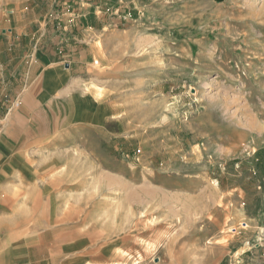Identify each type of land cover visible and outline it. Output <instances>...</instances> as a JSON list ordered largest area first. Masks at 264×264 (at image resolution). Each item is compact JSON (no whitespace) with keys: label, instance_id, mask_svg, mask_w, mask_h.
Instances as JSON below:
<instances>
[{"label":"rangeland","instance_id":"obj_1","mask_svg":"<svg viewBox=\"0 0 264 264\" xmlns=\"http://www.w3.org/2000/svg\"><path fill=\"white\" fill-rule=\"evenodd\" d=\"M55 61L67 106H25L17 74ZM16 142L47 146L42 202L0 192L3 235L40 222L19 262L264 264V0H0L1 161Z\"/></svg>","mask_w":264,"mask_h":264},{"label":"crops","instance_id":"obj_2","mask_svg":"<svg viewBox=\"0 0 264 264\" xmlns=\"http://www.w3.org/2000/svg\"><path fill=\"white\" fill-rule=\"evenodd\" d=\"M25 54L23 53V57L21 58V61H26V56H24ZM74 71V67H67V65L63 64L61 65L59 63V61H55V62H51L49 66L44 67L42 72V75L39 76H32L33 73H31V69L30 72L28 71H19L18 78L22 77L23 79V91L27 90L29 88V92L27 94L23 95V100H24V105L27 106L30 103H33L34 105L30 106V107H40L43 106V102H45V105H47V102L49 100L50 104L49 106H62L65 107L67 106L66 104L68 103V99H64V98H59V96L62 97L63 91L66 89V87L69 85V80L68 82L65 81L66 78H69V76H72V73ZM81 71V70H80ZM48 72H53L55 77L59 79H62L61 83H60V87H58V89L55 90L54 93H51L46 85V73ZM83 72V70H82ZM81 72V73H82ZM16 74V73H15ZM77 76L79 74H76ZM32 76V77H31ZM77 84V85H75ZM78 87V83H74L73 84V88L74 87ZM48 96V97H46ZM49 97H52V99H50ZM7 117V113L6 115H4ZM42 119V118H41ZM43 120V119H42ZM44 121V120H43ZM46 127V126H45ZM54 135L55 132H51ZM10 137L12 138V135L14 134H9ZM28 137L25 138H32L33 136H31V134H27ZM53 135V137H54ZM70 135V133L66 132L64 134H62L59 138H61L62 140L67 138ZM36 135H34L33 138H35ZM15 137L21 138L24 137L23 135L20 136L19 134L15 133ZM60 140V139H59ZM21 144L19 143H13L12 144V149L14 151L11 160L10 161H1L2 156L4 158H7L8 154H3L1 155L0 153V165H2V168H0V170H13V171H17V170H21L23 172V175L20 178H8L6 180V182L2 183L0 182V192L3 190L2 188L6 187L7 188V195L6 196H2L4 198H2L3 200L6 201H11V202H16V201H21L23 204H29L31 202H42L43 201V196H45L46 194V189L48 188V186H46V184H42L43 179L42 177H38L35 178L36 176L33 177V179L31 178V156L34 155H38V156H43V152L46 151V153L44 152L45 156L47 155V146L44 149H38L39 153L38 154L35 149H31L32 145L24 146L21 147ZM1 151V150H0ZM15 151H18L17 153H15ZM22 151V152H20ZM42 151V152H41ZM50 151V150H48ZM52 152V151H50ZM41 157L38 159L40 160ZM41 164V163H39ZM4 167V168H3ZM44 175V174H41ZM41 175H37V176H41ZM11 182H14L12 185H10ZM18 186H22L23 187V195L18 196L16 194H14V192H12L13 194H10L11 190L10 188H16ZM42 186V187H41ZM37 191V192H36ZM35 192V194H34ZM32 193L34 194V197L31 199ZM16 197V198H15ZM19 199V200H17ZM6 215V216H5ZM13 215V219L15 220V214L14 213H8L5 214L3 212H0V219H2L3 217H8ZM38 218V217H37ZM12 219V218H11ZM27 219V218H26ZM23 219V217L19 216L16 217V222H12V226L8 227L6 229V234L3 235L1 233V229H3L1 227L0 229V264H41V262L38 261H30L29 263H23V262H19L18 260L20 258H24L25 253L27 251V249L25 248L28 244L31 246H36V248H38L37 244L42 243L41 239H40V235L39 232H35L36 229L38 227H40V222L39 221H34V223H30L31 219L26 220ZM10 221V219H8ZM1 224V221H0ZM29 225L30 228L27 231H22L21 229H23L24 226ZM32 225V226H31ZM17 226V229H15L13 231V228ZM12 229V231L10 233H8L9 229ZM28 234H32L31 238L29 239V236H26L27 239H24V235H28ZM30 240V241H29ZM21 260V259H20Z\"/></svg>","mask_w":264,"mask_h":264}]
</instances>
